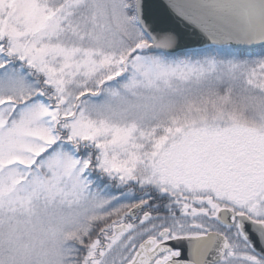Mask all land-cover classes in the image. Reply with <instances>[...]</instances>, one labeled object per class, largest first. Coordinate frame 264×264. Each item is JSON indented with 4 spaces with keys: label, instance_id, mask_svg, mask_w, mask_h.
<instances>
[{
    "label": "snow or ice",
    "instance_id": "6c2138e0",
    "mask_svg": "<svg viewBox=\"0 0 264 264\" xmlns=\"http://www.w3.org/2000/svg\"><path fill=\"white\" fill-rule=\"evenodd\" d=\"M0 264H264V0H0Z\"/></svg>",
    "mask_w": 264,
    "mask_h": 264
}]
</instances>
